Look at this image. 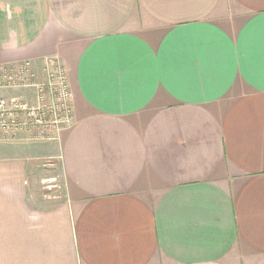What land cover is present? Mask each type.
Returning <instances> with one entry per match:
<instances>
[{"label": "crops", "instance_id": "crops-1", "mask_svg": "<svg viewBox=\"0 0 264 264\" xmlns=\"http://www.w3.org/2000/svg\"><path fill=\"white\" fill-rule=\"evenodd\" d=\"M47 58L74 120L0 138V264H264V0H0V67Z\"/></svg>", "mask_w": 264, "mask_h": 264}, {"label": "built area", "instance_id": "built-area-1", "mask_svg": "<svg viewBox=\"0 0 264 264\" xmlns=\"http://www.w3.org/2000/svg\"><path fill=\"white\" fill-rule=\"evenodd\" d=\"M16 91L33 94H4ZM72 101L68 71L57 58L45 59L41 68L30 61L0 67V138L57 141L73 124ZM40 186L48 199L63 197V185L57 177L41 179Z\"/></svg>", "mask_w": 264, "mask_h": 264}, {"label": "rangeland", "instance_id": "rangeland-1", "mask_svg": "<svg viewBox=\"0 0 264 264\" xmlns=\"http://www.w3.org/2000/svg\"><path fill=\"white\" fill-rule=\"evenodd\" d=\"M14 96H17V94H14ZM56 168H54V170H55ZM53 170V168H52V171H51V173H50V176H47V177H43V178H51V177H57L58 179H59V181L62 183V178H61V176L59 175V170L57 169L56 171H54ZM41 191H42V189H41ZM43 192V191H42Z\"/></svg>", "mask_w": 264, "mask_h": 264}]
</instances>
